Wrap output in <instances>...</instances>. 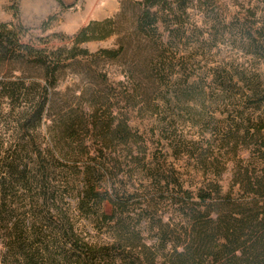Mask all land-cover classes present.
<instances>
[{"label": "trees", "instance_id": "obj_1", "mask_svg": "<svg viewBox=\"0 0 264 264\" xmlns=\"http://www.w3.org/2000/svg\"><path fill=\"white\" fill-rule=\"evenodd\" d=\"M258 2L260 12L249 10L231 33L247 54H264V0ZM214 3L124 0L121 12L132 8L135 30L155 44L143 69L133 64L124 82L117 83L128 100L142 109L149 91L169 77L172 63L165 54L172 52L164 35L171 44L198 30L189 9H199L213 26L220 24ZM116 27L115 17L90 21L72 37L70 47L37 48L21 41V24L0 22V66H30L40 77H0V128L8 125L0 134V264H264V71L235 76L257 101V112H240L238 122L214 132L218 150L224 141L236 147L245 138L253 147L254 161L232 169L227 191L219 182L225 166H219L221 152L190 148L172 130L170 149L176 157L195 161V173L203 178L192 191L175 168L155 155L153 163L146 161L142 136L127 115L111 109L105 73L93 74L97 84L106 86L103 90L88 87L78 97L86 100L87 110H64L56 97L66 67L80 65L79 60L94 62L100 55L115 60L126 51L123 44L100 54L80 47L109 37ZM233 82L228 74L214 77L220 98L236 100ZM47 122V134L41 136L38 129ZM89 139L97 142L94 152L87 149ZM117 145L122 148L116 151ZM134 169L147 181L142 190L130 191L122 180L132 177ZM163 210L171 216L167 221ZM143 227L153 233L151 242L145 241Z\"/></svg>", "mask_w": 264, "mask_h": 264}, {"label": "rangeland", "instance_id": "obj_2", "mask_svg": "<svg viewBox=\"0 0 264 264\" xmlns=\"http://www.w3.org/2000/svg\"><path fill=\"white\" fill-rule=\"evenodd\" d=\"M62 1L66 7L63 8L58 4L54 9L48 1L41 0V5L47 6L46 11L50 14L40 23L41 20L34 17L38 10L37 4L35 5L33 0H24L26 13L35 23L26 25L20 20L19 0H0V22L21 24L25 28L20 32L21 41L25 44L34 45L37 48H55L70 47L72 37L90 21H102L115 17L117 27L112 35L103 40L84 42L80 47L87 49L91 54H100L102 49L118 48L120 44H123L126 49L118 59L110 60L100 55L94 62L79 60L80 65H70L61 71L56 97L60 100V104H63L64 110L78 111L81 106L87 110L86 100L78 99V97L88 87L103 90L106 86L97 84L93 74L105 73L110 84L107 89L110 94L111 109L116 114L127 115L131 128L142 136L147 146L146 161L148 163H153L154 158L158 157L166 167L175 168L185 188L194 191L201 185L203 178L200 173H195V161L186 155L176 157L170 149L168 138L174 135L172 132L175 131L190 148L200 149L201 147L205 151L221 152L222 156H217L219 166L222 164L225 166L219 182L223 191H227L232 169L237 164H248L254 161L253 147L251 140L245 138L243 143L236 147L231 144L227 146V142L224 141L223 147L218 150L213 144L216 138L214 132L217 129L221 132L226 131L230 125L238 122L237 116L240 112L244 114L257 112L255 109L257 101L251 97L245 85L236 80L235 76L243 71L263 72L264 62L260 59L264 54H247L236 47L237 43L234 44L236 39L231 33L235 34L234 26L238 24L237 20L246 18L249 10L260 12L262 7L258 0H215L213 11L219 12L222 21L214 26L205 21L199 9H189L188 13L198 30L194 31V34L189 30L186 38L171 44L164 35L165 47L172 52V54H165L170 57L172 63L170 75L161 81L158 88L148 87L151 89L146 97L148 105L143 106L142 109H140L141 103L138 105L128 100L122 86L117 84L119 81L124 82L125 74L133 64L136 63L138 69H143L141 64L155 45L135 30L133 9L122 13L124 0ZM12 4L17 9L18 18L13 17ZM44 15L45 11L41 13V17L43 18ZM51 16L53 18L47 21ZM251 18L249 15V19ZM46 21V27L42 28V23ZM223 31L228 33L222 35ZM258 56L261 58L258 59ZM21 73L40 80L30 66L14 63L0 66V77L11 74L18 76L22 75ZM224 74L234 76L233 84H235L236 93L234 101L220 98L221 93L214 84V77ZM143 82L146 86L149 85L147 78ZM47 123L38 129L41 136L47 134V125H49ZM165 123L168 128L163 130ZM4 126L8 128L7 124ZM4 126L0 128V134L5 132ZM161 131L164 133L162 134ZM86 146L90 152H94L97 142L94 143L92 139H89L86 141ZM121 148L117 145L116 151ZM80 168L82 169V165ZM120 175L124 176L122 173ZM122 180L130 186V191L142 190L143 186L147 185L145 177L143 178L136 169L133 170L132 177H123ZM104 209L109 211V205L105 204ZM163 216L166 221L171 218L167 210H163ZM147 229L143 227V237L146 242H151L154 235ZM1 245L0 237V248Z\"/></svg>", "mask_w": 264, "mask_h": 264}, {"label": "crops", "instance_id": "obj_3", "mask_svg": "<svg viewBox=\"0 0 264 264\" xmlns=\"http://www.w3.org/2000/svg\"><path fill=\"white\" fill-rule=\"evenodd\" d=\"M41 0H33V3L37 6H38V10H37V13L34 14V17H36L35 19L37 20H41L40 23L47 17V15L50 14V12L46 11L47 10V6L46 7H43L41 5ZM45 2L48 1V3H50L52 5V7H54V9H56V5L58 6V2L56 0H44ZM19 8H20V20L26 24V25H33L35 23H33V21L31 20V16H29L27 13H26V8H25V5H24V0H19ZM45 11V15L44 17L42 18L41 17V13ZM41 12V13H40ZM32 22V23H31Z\"/></svg>", "mask_w": 264, "mask_h": 264}]
</instances>
